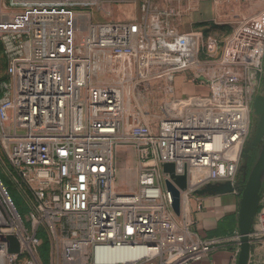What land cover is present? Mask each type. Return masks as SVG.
<instances>
[{
    "label": "built area",
    "instance_id": "1",
    "mask_svg": "<svg viewBox=\"0 0 264 264\" xmlns=\"http://www.w3.org/2000/svg\"><path fill=\"white\" fill-rule=\"evenodd\" d=\"M96 2L0 1V147L7 153L0 162L13 185L0 176V264H44L41 233L48 264H187L214 245L181 227L163 167L187 176L182 199L209 183L234 182L241 150L229 154L249 134L252 86L264 70V16L238 28L217 62L201 59L202 34L177 30L175 10L141 0L140 20L96 24ZM121 64L124 74L164 68L172 98L175 78L188 72L208 93L175 100L182 113L154 130L128 115L124 84H96ZM123 145L139 156L130 193L115 188ZM11 188L27 208L23 217ZM9 236L18 252H10ZM122 254L136 261L125 263Z\"/></svg>",
    "mask_w": 264,
    "mask_h": 264
},
{
    "label": "rangeland",
    "instance_id": "2",
    "mask_svg": "<svg viewBox=\"0 0 264 264\" xmlns=\"http://www.w3.org/2000/svg\"><path fill=\"white\" fill-rule=\"evenodd\" d=\"M1 1V0H0ZM92 6V19L96 24L104 23H128L141 18V0H96ZM213 3L214 17L211 21L191 23L188 17L194 13L191 8L192 0H151L159 10H175L182 20L173 18L172 23L180 27L183 31L186 28L191 32L202 34L200 40V57L202 60L215 59L217 62L225 55L226 40L240 27L259 20L264 16V0H211ZM217 4V5H216ZM185 14V15H184ZM188 16V17H186ZM181 31V30H180ZM133 68L130 66V70ZM243 74V72H239ZM6 75V61L0 43V79ZM145 77H144V76ZM186 75L191 78V72ZM112 74L97 77L96 84L122 83L125 88L126 103L131 104V109L127 110L128 115H136L143 122H148L152 127L158 128L159 123L169 111L171 115L177 116L182 113L181 106L174 103L180 100L178 95L174 98L168 94V82L164 74V68L156 67L146 73L124 74L123 78H114ZM131 77V78H130ZM128 78V79H127ZM107 79V81H104ZM126 80V81H125ZM253 97L250 103V129L247 139L242 146L240 158L236 164L234 182L240 186L245 185L248 177L262 151L264 137L256 140L259 126L262 125L263 118L256 114L253 103L258 96H264V70L257 75L254 81ZM198 86V85H197ZM208 92H205L207 94ZM175 104V105H174ZM173 110V111H172ZM6 151L0 147V156L6 158ZM230 153L229 157L234 158ZM236 158V156H235ZM0 162V176L8 187H13L5 167ZM117 181L116 190L119 193H130L137 190V178L139 171V156L131 145H123L118 148L116 155ZM128 177V179H127ZM11 192H17L11 188ZM188 199V198H187ZM184 200L182 204V215L178 217L181 227L187 226V215L189 213L190 200ZM22 203L19 198V204ZM23 208V207H22ZM264 215V190L259 213L255 218L253 234V252L256 254L257 261L264 264V229L262 220ZM189 227V226H188ZM252 252V253H253ZM139 264H150L141 262Z\"/></svg>",
    "mask_w": 264,
    "mask_h": 264
},
{
    "label": "crops",
    "instance_id": "3",
    "mask_svg": "<svg viewBox=\"0 0 264 264\" xmlns=\"http://www.w3.org/2000/svg\"><path fill=\"white\" fill-rule=\"evenodd\" d=\"M215 1L218 2V0ZM190 5L194 13L189 17L186 16L188 17L189 24L211 21L213 19L214 9L211 0H192ZM179 19L182 20L180 16H177L176 20ZM176 28L179 31L181 30V33L191 32L186 28H183L185 29L183 31L177 25ZM187 78L186 75H179L175 78V97L177 94L179 99H185L204 95L207 92V88L200 85L197 86L189 82ZM166 113L164 118L170 114L169 111ZM145 123L149 124L148 122ZM152 128L156 130V128ZM240 202L241 195L239 193L221 196H195L192 201L190 200V211L187 215L186 222L193 234L192 238L200 241L213 242L214 245L201 259L191 261L187 264H234L238 261L240 252ZM262 227L264 229V215ZM256 254L254 252L252 253L249 264H260L257 261ZM120 257L127 261L129 259L128 254H122Z\"/></svg>",
    "mask_w": 264,
    "mask_h": 264
},
{
    "label": "water",
    "instance_id": "4",
    "mask_svg": "<svg viewBox=\"0 0 264 264\" xmlns=\"http://www.w3.org/2000/svg\"><path fill=\"white\" fill-rule=\"evenodd\" d=\"M253 108L256 114L263 118L262 125L258 128L259 132L256 138L258 141L264 137V96L256 97ZM163 170L164 173L170 176V180L166 181V188L172 196L173 211L177 217H180L182 215V192L188 190L187 176L176 175L174 164H165ZM263 190L264 144L245 185L240 186L233 181L209 183L193 192V196H221L232 193H239L241 195L239 210L240 252L237 264L250 263L254 249L253 234L255 232V218L259 213ZM3 239L10 242V252L19 251V245L13 236Z\"/></svg>",
    "mask_w": 264,
    "mask_h": 264
},
{
    "label": "trees",
    "instance_id": "5",
    "mask_svg": "<svg viewBox=\"0 0 264 264\" xmlns=\"http://www.w3.org/2000/svg\"><path fill=\"white\" fill-rule=\"evenodd\" d=\"M10 196H11V199L13 200L15 206L17 207L19 213L23 217L27 213V208H25V206L22 203L19 204V198H20L19 195L17 193L14 194L10 191ZM40 237L42 239V245L40 248V257H41L44 264H48V262H49V251H50L49 241L45 237L44 233H41Z\"/></svg>",
    "mask_w": 264,
    "mask_h": 264
},
{
    "label": "bare ground",
    "instance_id": "6",
    "mask_svg": "<svg viewBox=\"0 0 264 264\" xmlns=\"http://www.w3.org/2000/svg\"><path fill=\"white\" fill-rule=\"evenodd\" d=\"M82 20H85V18H81ZM112 76H115L114 78H119V79H121V78H123V76H124V73H123V65L121 64L120 66H118L117 68H114L113 69V74H112ZM131 78V77H130ZM96 80H97V78H96ZM122 80V79H121ZM104 81H107V79H105V80H103V82ZM126 81V80H125ZM126 98H128V97H126ZM127 102V101H126ZM175 105V104H174ZM126 107H127V110H130L131 109V104H128V103H126ZM173 111V110H172ZM240 150H241V146H237L235 149H233L232 151H231V154L233 153L234 155V158H235V156L237 157V155H239V153H240ZM195 178H196V176H195ZM127 179H128V177H127ZM186 199H187V196L186 195H184V197H183V199H182V203H183V205H184V200L186 201ZM187 203H188V199H187V202L185 203V205H187ZM133 261H136V260H128V261H126L125 263H131V262H133Z\"/></svg>",
    "mask_w": 264,
    "mask_h": 264
},
{
    "label": "flooded vegetation",
    "instance_id": "7",
    "mask_svg": "<svg viewBox=\"0 0 264 264\" xmlns=\"http://www.w3.org/2000/svg\"><path fill=\"white\" fill-rule=\"evenodd\" d=\"M263 66H264V61H263Z\"/></svg>",
    "mask_w": 264,
    "mask_h": 264
}]
</instances>
